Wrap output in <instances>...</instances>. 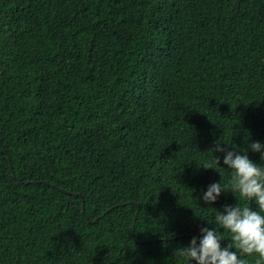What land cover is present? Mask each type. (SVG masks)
Here are the masks:
<instances>
[{"label": "trees", "instance_id": "1", "mask_svg": "<svg viewBox=\"0 0 264 264\" xmlns=\"http://www.w3.org/2000/svg\"><path fill=\"white\" fill-rule=\"evenodd\" d=\"M220 139L264 141V0H0V264H183Z\"/></svg>", "mask_w": 264, "mask_h": 264}, {"label": "clouds", "instance_id": "2", "mask_svg": "<svg viewBox=\"0 0 264 264\" xmlns=\"http://www.w3.org/2000/svg\"><path fill=\"white\" fill-rule=\"evenodd\" d=\"M225 145L229 144L220 139L208 150L213 156L222 154V163L229 170L228 179L225 181L213 166L220 165V157L214 156L212 164L199 165L217 169L221 174L220 180L210 182L202 190L199 199L210 205L222 191H231L236 203L223 205L222 211L214 207L211 221L206 219L212 226H201L199 236L191 237L187 244L174 249L173 254L183 264H246L245 256L254 257L255 264H264V164L253 161L248 155L249 151L256 152L264 161V141L252 140L239 151ZM241 198L245 204L240 202ZM250 202L255 208L249 206ZM224 238H228V243L222 246Z\"/></svg>", "mask_w": 264, "mask_h": 264}, {"label": "water", "instance_id": "3", "mask_svg": "<svg viewBox=\"0 0 264 264\" xmlns=\"http://www.w3.org/2000/svg\"><path fill=\"white\" fill-rule=\"evenodd\" d=\"M10 162H11V160H10ZM11 167H12V165H11ZM13 168V167H12ZM83 211H84V208H83ZM110 211V210H109ZM138 211H139V209H138ZM137 217H138V213L135 215V217H134V223L136 222V220H137ZM97 222V220L96 221H93V223H96ZM154 242H157V241H146V242H142V244H147V243H154Z\"/></svg>", "mask_w": 264, "mask_h": 264}]
</instances>
